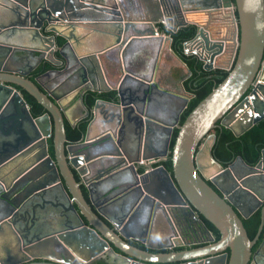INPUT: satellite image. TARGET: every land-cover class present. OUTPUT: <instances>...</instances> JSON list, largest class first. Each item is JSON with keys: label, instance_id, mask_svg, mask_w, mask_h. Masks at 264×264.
Instances as JSON below:
<instances>
[{"label": "water", "instance_id": "1", "mask_svg": "<svg viewBox=\"0 0 264 264\" xmlns=\"http://www.w3.org/2000/svg\"><path fill=\"white\" fill-rule=\"evenodd\" d=\"M1 1L0 184L11 208L7 218L0 216V264H89L103 257L104 264H252L264 236L258 190L264 188V150L256 165L238 156L225 167L214 156L212 130L222 121L242 135L264 119V0H147L136 18L123 15L119 0ZM191 25L196 33L184 42V53L202 60L205 70L229 73L181 124L194 97L183 82L192 71L173 49L171 33ZM84 33L95 37L79 50ZM59 37L66 40L62 48L73 47V64L62 50L65 67L35 81L29 76L35 66L13 62L14 53L19 58L34 50L41 60L50 56L45 59L63 65L55 57ZM167 50L187 69L180 79L184 92L176 88V72L160 66ZM56 74L43 86L42 76ZM18 87L46 112L34 116ZM162 96L182 100L171 119L158 111ZM77 109L74 121L70 111ZM68 121L74 128L86 123L79 139H70ZM170 154L172 171L163 163ZM142 158L157 163L139 166ZM144 203L148 221L138 228ZM259 207L261 224L251 239L243 218ZM200 215L219 229L220 239ZM160 216L163 239L154 243ZM184 243L202 245L162 251ZM263 246L264 240L259 252Z\"/></svg>", "mask_w": 264, "mask_h": 264}, {"label": "trees", "instance_id": "2", "mask_svg": "<svg viewBox=\"0 0 264 264\" xmlns=\"http://www.w3.org/2000/svg\"><path fill=\"white\" fill-rule=\"evenodd\" d=\"M195 33L196 27L193 25L184 27L177 32L171 33L173 37V49L184 59L192 71L190 77L186 79L185 85L190 93L194 94V97L191 99L188 107L182 113L180 121L181 124L185 121L189 113L196 107V105L218 84H220L229 73L228 70L220 68L205 70L203 67L204 62L202 60H200L195 55L188 56L184 53V42L192 38ZM64 42V38L59 37V46L63 45ZM59 56L61 57V55ZM54 67L56 66L52 62L47 61L34 74L35 76L40 75L42 72ZM33 80H35V78H33ZM18 88L21 89V87ZM21 90L24 93L25 99L30 104L31 111L34 116H39L46 112L44 106H42L33 95L23 88ZM67 128L70 139L77 140L82 135L83 130H85L86 123H82L81 127L77 128L71 127V125L67 124ZM178 132L179 128L177 127L175 128L172 136L170 145L171 149H173ZM212 132H215L217 135L216 142L213 146L214 156L225 167L233 163L238 156H242L244 160L250 165H256L260 160L262 150L264 149V119L256 123L249 130L239 136L231 128L219 125L213 129ZM49 149L51 155L54 156L53 136L49 138ZM163 163L170 171H172L173 167L171 154ZM205 220L210 229L216 235V240L220 239L221 232L219 229L209 220ZM243 221L248 230L250 238L254 239L261 224V212L257 211L249 218H243ZM140 246L144 247L143 245Z\"/></svg>", "mask_w": 264, "mask_h": 264}, {"label": "crops", "instance_id": "3", "mask_svg": "<svg viewBox=\"0 0 264 264\" xmlns=\"http://www.w3.org/2000/svg\"><path fill=\"white\" fill-rule=\"evenodd\" d=\"M146 1L147 0H119V5H120V8L122 10L123 15H126L127 17H133V18L135 17L136 18V17H139V15H140L139 14V12H140L139 5L145 3ZM1 4H2V1L0 0V6H1ZM94 37L95 36H93V34H92L91 37L89 38V35L84 33L82 35V37H79L80 38L79 43L76 42V47L79 48V50H81L82 49L81 44L82 43H84V44L89 43L91 40H94ZM22 39H23L22 42L24 44H27V43H25L27 41L25 39V37L20 38L19 36H16V37L11 38L12 41H17V42H21L20 40H22ZM137 44L139 45V46H137V48H138L137 50H140L141 48H142L141 50H145V47L141 46L142 43H137ZM32 51L34 52V50H32ZM67 51H68V54H66V56H68L69 58H72L73 47H69V49ZM67 51H66V53H67ZM167 53L170 57V60L167 59L165 61H162L160 66H161L162 70H166V71L174 70V72H176V74H177L176 88L179 91L184 92V89L182 88V86L180 84V82H181L180 79L184 78V77H186V75H188L187 69L179 60H177V58L169 50H167ZM61 55H62L61 58L64 59L62 53H61ZM64 61H65V59H64ZM28 63H29L28 58H25L18 63V66L20 65L21 67H25V65ZM22 65H24V66H22ZM65 65H66V61L64 62L62 67L64 68ZM178 69H180V70H178ZM53 76H55V75H53ZM189 77H187V78H189ZM186 79H184V81H183L184 85H185ZM54 80H55V77L53 79H51V76H47L45 79H43V84H44L43 86H49L51 83L53 84ZM185 90L190 93V91L187 89L186 85H185ZM181 105H182V100L180 98H177V97L171 98V97L162 96V97H160V100L157 102V108H158V111L160 112L161 116H165L169 119H171L172 116L175 115V113L179 110ZM78 115H79V109L74 110V111H70V116H71L72 120H74ZM162 137H163V133L161 131L159 132V130H158L157 133L154 135V140H156V142H158V145L163 142ZM1 187L2 186H0V189H1ZM136 218H137V220H136L135 226L138 228L144 227L148 221V210L147 209L140 210L139 213H137ZM160 218L161 217H159V219ZM161 220H162V218L160 219V221ZM161 222H160V224H161ZM160 227H161V225H160ZM161 233L163 234V231H160V233H158V232L155 233V231H154L152 238H151L152 241H154L156 243H159L160 241H162L163 237H162Z\"/></svg>", "mask_w": 264, "mask_h": 264}, {"label": "flooded vegetation", "instance_id": "4", "mask_svg": "<svg viewBox=\"0 0 264 264\" xmlns=\"http://www.w3.org/2000/svg\"><path fill=\"white\" fill-rule=\"evenodd\" d=\"M167 33H170V31L169 32H167ZM58 40H59V38H57V45L59 46V44H58ZM66 42V41H65ZM64 42V43H65ZM64 45V44H63ZM63 45H60L61 46V48H62V46ZM69 45H66L64 48H62V49H58V50H56L55 51V57L56 58H60V59H62L61 57H62V55H61V53L63 54V51L62 50H64V52H65V54H68V49H69ZM1 50V49H0ZM32 51V50H31ZM31 51H24V52H22V53H19V55H20V59L18 58V54H13V62L15 63V65H18V63L21 61V60H23V59H25V58H28V64H26L25 65V67L24 68H26V69H30V68H32V67H34L35 66V69L30 73V77L33 79V78H35V81H36V79L40 76V75H43V73H45L46 71H48V70H50V69H52V68H50V69H48V70H46V71H44V72H42L40 75H36L35 76V72L43 65V64H45V62H47V61H49V60H47V59H45V58H48V57H50V56H46L43 60H41V57H40V54L38 53V52H31ZM66 51H67V53H66ZM61 52V53H60ZM17 53V52H16ZM60 53V54H59ZM59 55H61V57L59 56ZM23 58V59H22ZM170 60V57H169V55H168V53L166 52V57H165V60ZM65 62V61H64ZM75 61H74V59H73V56H72V58H71V64H73ZM64 64V63H63ZM55 65V64H54ZM20 66V65H19ZM22 66H24V65H22ZM56 66V68L57 67H60L61 66V68H63L62 66L63 65H55ZM178 70H180V69H178ZM57 76V74L55 75V76H52L51 75V79H53L54 77H56ZM47 76H42V80L43 79H45ZM250 115L249 114H246V118H248ZM243 120L242 121H244V119H245V117L243 116V118H242ZM75 120H77V117L74 119V121ZM67 124L68 125H71L70 124V122L68 121L67 122ZM222 124V121H219V126H222L221 125ZM240 125V124H239ZM72 127V126H71ZM213 133H215V132H213ZM216 134V133H215ZM239 136V135H238ZM264 150V149H263ZM262 150V151H263ZM261 159V158H260ZM236 161V160H235ZM234 161V162H235ZM259 162V161H258ZM224 181H225V179H224ZM0 186H2V185H0ZM3 187V186H2ZM1 187V189H0V216H3L4 214H5V216L4 217H6L8 214H9V211H10V208H11V206L8 204V202L7 201H5L3 198H2V196H5L7 199L9 198V194H7V192H5L4 191V187L2 188ZM259 190V193L262 195L263 194V196H264V188H262V189H258ZM220 193H221V191H220ZM222 194V193H221ZM20 200H22V198L21 199H17L16 200V202H18V201H20ZM249 200L251 201V203H253V205L255 206V205H257L258 203H257V201L256 200H254V199H252V198H249ZM263 206H264V200H263ZM146 207H147V204L146 203H144V205H143V208L144 209H146ZM262 207V206H261ZM261 207H259V209L257 210V211H260L261 212ZM144 209H142V210H144ZM256 211V212H257ZM161 217V216H160ZM200 217L203 219V225L204 226H208V224H207V222H206V218L205 217H203L202 215H200ZM7 218V217H6ZM161 218H163V216L161 217ZM160 218V219H161ZM205 218V219H204ZM160 219H157L156 221V224L158 225V227H159V229L156 227V228H154V230H153V233H154V231H155V233L156 232H158V233H160V229H162V226L160 227V225L162 224V220L160 221ZM44 221H42V222H47V216H44V219H43ZM46 220V221H45ZM160 222H161V224H160ZM208 228L210 229V227L208 226ZM211 230V229H210ZM212 231V230H211ZM143 232V231H142ZM213 232V231H212ZM153 233H152V235H153ZM162 234V233H161ZM182 234L183 235H186V231H183L182 232ZM197 234H201L200 233V231L198 230V233ZM213 234H214V232H213ZM214 236L216 237V235L214 234ZM162 237H163V234H162ZM200 237L201 236H198V239H200ZM151 238H152V236H151ZM202 238V237H201ZM263 240H264V236H262V238L256 243V247H254V254H256L257 256L255 257L256 259L252 262V264H258V262H259V264H264V246L261 248V250H260V252H259V249H260V245L262 244V242H263ZM132 242L134 243V244H137L138 246H140V245H143L144 246V248H145V244L144 243H141V242H139V241H136V240H132ZM152 242H154V241H152ZM154 243H156V242H154ZM200 245H202V243H199V244H194V245H187V244H180V245H175V246H173L172 248H165V249H162V251H169V250H181V249H184V248H188V247H196V246H200ZM74 247H76L75 245H74ZM142 247V246H141ZM61 247H56V253H55V255H57L58 257L60 256V255H58L59 253H61V250H59ZM76 250H78V248L76 247L75 248ZM42 252H44V251H42ZM46 253H48L47 251H45ZM81 252V251H80ZM58 253V254H57ZM84 254H86V253H84ZM105 257H107V256H105ZM37 260H40V259H37ZM89 264H104V257L102 258V259H96V260H92Z\"/></svg>", "mask_w": 264, "mask_h": 264}, {"label": "built area", "instance_id": "5", "mask_svg": "<svg viewBox=\"0 0 264 264\" xmlns=\"http://www.w3.org/2000/svg\"><path fill=\"white\" fill-rule=\"evenodd\" d=\"M149 163H157L155 159L150 160V159H140V161H138V165L139 166H146Z\"/></svg>", "mask_w": 264, "mask_h": 264}]
</instances>
